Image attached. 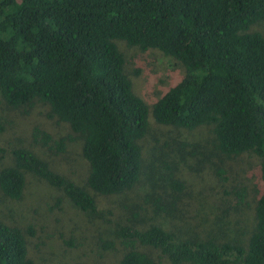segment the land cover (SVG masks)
I'll list each match as a JSON object with an SVG mask.
<instances>
[{"label": "trees", "instance_id": "1", "mask_svg": "<svg viewBox=\"0 0 264 264\" xmlns=\"http://www.w3.org/2000/svg\"><path fill=\"white\" fill-rule=\"evenodd\" d=\"M261 22L264 0H0L1 98L13 108L48 107L81 137L89 167L80 186L28 149L0 147L1 199L19 201L31 174L98 217L90 192L120 195L141 181L149 114L162 126L209 128L216 155L258 160L247 242L180 238L159 224L139 230L136 214L120 212L115 236L125 252L118 264H264V35L253 30ZM117 42L178 65L176 82L151 107L134 93ZM170 186L185 189L176 179ZM236 195L242 204L244 190ZM34 234V225L0 218V264H33Z\"/></svg>", "mask_w": 264, "mask_h": 264}, {"label": "rangeland", "instance_id": "2", "mask_svg": "<svg viewBox=\"0 0 264 264\" xmlns=\"http://www.w3.org/2000/svg\"><path fill=\"white\" fill-rule=\"evenodd\" d=\"M253 30L264 35V22L255 24ZM117 45L134 93L151 107L176 82L178 65L156 50L140 51L123 42ZM151 119L149 114L148 131L140 142V183L120 195L101 197L90 192L97 202L98 217L79 210L61 191L31 174L26 175L19 201L0 196L3 222L19 227L34 225V236H28V257L33 264H118L125 252L115 236L120 212L129 217L136 214L132 224L139 230L159 224L180 238L209 236L217 242H247L254 225L255 195L252 199L250 193L256 179V157L216 155L209 128L176 129ZM59 142L63 143L62 150L58 149ZM81 146V137L67 124L50 117L45 105L13 108L0 96L1 148L28 149L53 172L84 186L89 167ZM6 160L10 163V156ZM170 179L180 181L185 189L178 193L171 188ZM241 190L245 198L239 204L236 194ZM105 242L113 247L104 249Z\"/></svg>", "mask_w": 264, "mask_h": 264}]
</instances>
